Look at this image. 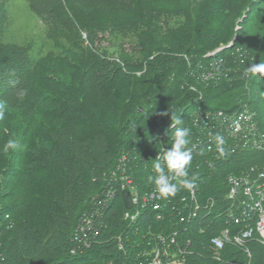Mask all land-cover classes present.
Listing matches in <instances>:
<instances>
[{"label":"trees","instance_id":"obj_1","mask_svg":"<svg viewBox=\"0 0 264 264\" xmlns=\"http://www.w3.org/2000/svg\"><path fill=\"white\" fill-rule=\"evenodd\" d=\"M62 2L75 27L84 32L94 27H121L117 12L83 16L68 0ZM132 2L137 21H142L147 15L183 20L184 26L178 32L175 47L161 49L153 45L152 59L146 64L150 67L155 62H164L169 69H165L166 74L159 78L155 89L146 96L152 101L145 109L146 113L141 117L133 115L125 123L126 127L122 129L113 148L112 143H108L102 157L107 161L105 169H97L95 161V166L91 165L88 169L93 170L90 177L83 178L80 175L75 180L78 185L75 186L76 191L71 194L72 202H68L66 209L73 216L69 236L61 244L60 251H57L59 256L54 262L38 264H149L147 253L155 246H161L160 238L169 242L173 233L176 234L177 242L174 246H169V251L172 253L180 249L186 264H247L237 262L241 255L240 249L224 250L215 257L207 243L210 237L219 235L222 230H226L232 238L245 231L246 227H253L252 221L234 223L233 218L239 214V209L228 199V187L224 180L227 174L237 177L249 174V179L254 180L257 172L264 170V149L245 151L236 146L234 141H229L226 143V154L221 156L215 143L211 144V151L206 148L193 152L190 173L197 177L194 186L195 200L187 189L180 187L175 196L165 199L160 195V208L157 211L150 205H139L131 211H125L120 205L119 218L113 223L106 221V212L114 203H111L112 198L116 202L119 198V178L122 173L134 182L135 192L140 198L145 193L157 191L148 182V177L154 175L152 165L158 154H162V151L164 154L172 145L176 127L173 117L181 119L182 126L190 130L191 140L199 135L206 123L211 124L213 115H235L247 109L253 113L264 136V75L250 71L253 65L264 64V0ZM13 60L14 57H11L9 61L12 63ZM18 61L24 64L22 60ZM22 70L25 73L27 68ZM203 72L209 74L207 79L200 78ZM2 88L0 84V92ZM178 93L181 94L162 116L148 119L150 115L164 110L167 102ZM26 97L24 101L30 102V97ZM35 104L32 100L29 107H34ZM203 116L208 117L200 119ZM4 119L3 112L0 127ZM29 126V113L16 116L8 128L9 137L23 145ZM211 127L208 132L213 138L217 132H213ZM201 151L205 153L203 156L199 154ZM38 155L35 153V156ZM21 163L22 158L17 154L11 163L4 164L6 166L0 174V264H25L19 254L18 239L15 238L16 224L10 219L8 206H3L2 203L12 194L8 183L11 178L19 176L20 168L17 167ZM28 163H32V160ZM56 165L59 168L52 169L57 177L63 178L69 173H64L67 167L63 163ZM251 167L257 170L249 172ZM37 169L38 166H32L28 173H35ZM113 173L117 176H113ZM80 178L85 179L81 185ZM195 202L199 205L197 210H193ZM138 210L134 221L123 216L125 212L132 215ZM192 213L206 222L204 231L200 234L193 227L190 217ZM229 215L233 218H229ZM181 217L185 218L183 222L180 221ZM85 218H91L90 227L96 230L95 236L89 239L88 248L71 241L84 224ZM213 219L217 222L211 223ZM254 236L255 234L252 235ZM11 237L13 240L9 243ZM260 246L252 241L247 248L259 254L262 252ZM90 257L92 261H89ZM256 264H264V261Z\"/></svg>","mask_w":264,"mask_h":264},{"label":"rangeland","instance_id":"obj_2","mask_svg":"<svg viewBox=\"0 0 264 264\" xmlns=\"http://www.w3.org/2000/svg\"><path fill=\"white\" fill-rule=\"evenodd\" d=\"M68 1L83 16L117 12L121 27H94L84 32L75 27L62 0H0V84L3 87L0 109L5 114L0 127V174L4 164L11 163L17 154L22 158L17 167L19 176L8 183L12 194L2 203L8 206L10 219L16 224L15 238L25 264L54 262L58 258L59 248L70 233L73 216L66 209L78 185L75 180L80 175L90 177L93 170L88 169L95 166V161L97 169L104 170L107 161L102 157L108 143L113 148L125 123L133 115L141 117L146 113L152 102L146 96L167 71L164 62L146 65L152 59L151 47L174 48L178 32L184 26L182 19L149 15L137 21L132 0ZM11 57H14L12 63ZM208 75L203 72L200 78L207 79ZM180 94L174 95L164 110L148 119L162 116ZM26 96L30 97L28 103L24 101ZM32 100L36 106L29 107ZM28 113L30 126L24 144L18 142L17 149L3 151L4 143L10 139L8 128L12 120ZM30 160L32 163H28ZM59 162L67 167L64 173L69 171L63 178L57 177L52 169L59 168L56 165ZM32 166H38L37 171L28 173ZM254 169L251 167L249 172ZM231 175H226L225 183ZM119 179L123 184L129 178L122 173ZM79 180L80 185L85 182V179ZM134 188L133 181L127 187H120L117 202L112 198L114 203L106 212L107 222L118 220L120 205L128 211L123 206L121 192L136 191ZM193 191V196L190 195L195 200L194 187ZM198 206L195 202L193 210ZM126 214H123L125 219ZM190 217L193 227L202 233L206 222L193 213ZM184 219L181 217L180 221ZM172 237L177 242L175 233ZM12 240L11 237L9 243ZM252 241L261 245V253L247 248ZM209 244L208 241L207 247L215 257L224 250L236 248L241 253L237 262L264 261V245L258 235L241 239V243L232 237L223 249L211 248ZM177 253L175 261L186 264L180 249Z\"/></svg>","mask_w":264,"mask_h":264},{"label":"built area","instance_id":"obj_3","mask_svg":"<svg viewBox=\"0 0 264 264\" xmlns=\"http://www.w3.org/2000/svg\"><path fill=\"white\" fill-rule=\"evenodd\" d=\"M207 117L203 116L200 119L205 120ZM211 120V124L208 122L206 126L201 128L197 137L191 138L189 147L193 149V152L208 149L211 144L215 143L211 136L212 134L208 132L212 124L211 130L222 135L226 143L234 141L236 146H239L243 150L261 151L264 149V136L259 130L257 122L254 120L253 113L247 109L235 115L215 114L211 117ZM207 133L209 134L207 135ZM161 153L160 159L163 156V151ZM130 184L131 180L128 179L123 184L120 183V187L124 188ZM226 184L228 186V199L232 200L233 205H236L237 209H239V214L236 217L233 218L232 215H229V218L232 217L235 224L245 221L253 222V227H246L245 231L234 236V241L241 243V239H249L255 234L261 238L262 244L264 245V171H258L254 180L249 179V174L240 177L231 175L226 179ZM188 191L193 196V188ZM128 192L132 200V209L139 205L141 207L150 205L154 211L160 208L158 200H160L161 196L157 191L151 192L146 197L141 198L135 191L129 190ZM195 209H198V207ZM138 212L139 210L132 215L127 213L126 218L134 221ZM83 220L84 224L76 231L71 241L73 244L80 243L82 247L88 248L89 239L95 236L96 230L90 227L91 218H85ZM229 240L230 237L227 231L222 230L219 235L209 238V245L211 248L213 246L223 249ZM159 241L161 246H156L150 253H147L149 264H184L183 262L175 261L177 260L175 258L177 252L171 253L169 251V246L175 244L174 237L169 239V242L162 238ZM108 264L112 263L110 262Z\"/></svg>","mask_w":264,"mask_h":264},{"label":"clouds","instance_id":"obj_4","mask_svg":"<svg viewBox=\"0 0 264 264\" xmlns=\"http://www.w3.org/2000/svg\"><path fill=\"white\" fill-rule=\"evenodd\" d=\"M253 73L264 75V64H256L250 68ZM2 107V106H0ZM0 118H3V112L0 111ZM175 120V131L172 135V145L164 152L161 159H157L152 165L154 175L148 177V182L155 186L159 194L167 199L176 195L180 187L190 190L195 186L197 177L190 173L193 161V149L189 147L190 130L183 127L182 120L178 117H173ZM215 147L219 155L226 154L225 138L219 133L213 137ZM18 147V142L14 138L8 139L3 145V151L15 150ZM211 151V146L208 148ZM203 156L205 153H199Z\"/></svg>","mask_w":264,"mask_h":264},{"label":"water","instance_id":"obj_5","mask_svg":"<svg viewBox=\"0 0 264 264\" xmlns=\"http://www.w3.org/2000/svg\"><path fill=\"white\" fill-rule=\"evenodd\" d=\"M121 200L125 209L129 210L132 207V202L130 199V194L128 191L124 190L121 192Z\"/></svg>","mask_w":264,"mask_h":264}]
</instances>
